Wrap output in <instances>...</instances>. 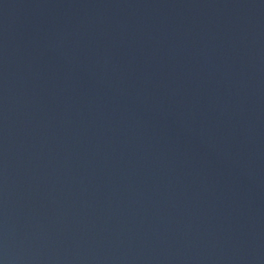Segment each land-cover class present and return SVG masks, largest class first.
Returning <instances> with one entry per match:
<instances>
[{"label":"water","instance_id":"water-1","mask_svg":"<svg viewBox=\"0 0 264 264\" xmlns=\"http://www.w3.org/2000/svg\"><path fill=\"white\" fill-rule=\"evenodd\" d=\"M0 264H264V0H0Z\"/></svg>","mask_w":264,"mask_h":264}]
</instances>
